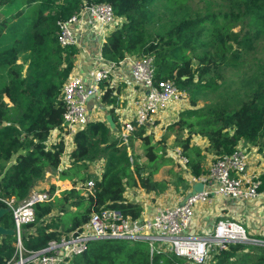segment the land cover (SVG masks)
<instances>
[{"label": "trees", "instance_id": "obj_1", "mask_svg": "<svg viewBox=\"0 0 264 264\" xmlns=\"http://www.w3.org/2000/svg\"><path fill=\"white\" fill-rule=\"evenodd\" d=\"M158 1L0 0V198L12 197L15 202L26 198L44 172L57 168L64 151L61 136L46 142L51 130L62 129L61 86L76 51L73 45L58 44V20L90 4H109L114 16L122 21L104 35L100 57L117 63L126 55L150 56L154 80H172L188 97V107L165 126L159 139L143 126L122 136L113 111L116 100L111 89L104 88L99 102L108 105L106 111L112 116L115 130L105 121L90 120L72 135L68 166L57 172L58 180H68L71 186L61 190L59 197L53 195L48 201L33 204L34 221L20 226L19 238L25 250L36 251L49 241H58L86 223L90 213L102 209L117 210L131 219L139 217L142 208L123 196L126 187H139L153 194L171 187L183 194L188 176L207 173L204 163L208 153L221 157L231 153L240 141L253 146L264 161V81L245 89L238 102L228 99L230 106L196 105L198 95L219 89L217 68L236 66L241 50L252 48L250 34L226 24L224 31H211L208 50L197 42L206 32L204 25L214 24L212 14L187 15L185 0H161L167 12L156 18L153 7ZM225 2L238 13L232 12V18L244 16L249 25L256 26V32L264 33V0ZM194 49L200 50L188 55ZM192 60L196 67H192ZM207 70L214 73V78L203 77ZM169 135L187 159L184 169L166 154ZM191 135L205 138L206 145L191 143ZM135 140L140 154L134 152ZM96 160L102 164L98 176L87 172L88 165ZM172 163L176 172L167 168V179H154L160 167ZM89 179L93 181L92 193L83 188ZM258 179L257 190L264 193V170ZM77 183L81 188L76 187ZM47 191L52 194L53 186ZM4 207L0 201V208ZM55 208L58 214L48 218ZM0 225L13 230L9 210L0 216ZM14 242L13 231L0 235V264L12 256ZM68 264H184V260L169 252L150 253L145 241L99 239L90 241L87 249ZM210 264H264V246L228 243L213 253Z\"/></svg>", "mask_w": 264, "mask_h": 264}, {"label": "built area", "instance_id": "obj_2", "mask_svg": "<svg viewBox=\"0 0 264 264\" xmlns=\"http://www.w3.org/2000/svg\"><path fill=\"white\" fill-rule=\"evenodd\" d=\"M90 13L97 30L117 26L119 22L109 4H90L85 7ZM79 12L65 20L56 22L58 27L57 42L61 47L77 44L76 29L82 25ZM104 37L102 38V40ZM100 56V54H99ZM105 64L91 69L88 84L79 74L69 73L61 86L63 112L61 130H51L46 142H54L62 137L64 150L68 147L72 135L83 128L91 120L86 105L87 97L99 102L101 90L99 84L106 80L112 66L123 64L127 67L131 79L142 86L145 93L138 103L132 119L118 121L119 134L125 136L137 126H143L152 132L157 126L156 118L171 101L184 99V92L179 91L172 80H154V64L150 56L126 55L117 63L100 57ZM171 119L174 120V117ZM171 156L180 168L184 169L187 159L181 154L179 147H173ZM46 173V172H45ZM188 187L180 200L191 188V183L199 181L203 187L184 200L182 205L156 207L148 217L131 219L121 216L114 209H102L90 213L86 223L76 230L62 235L58 241H49L45 247L36 250H25L20 242V226L34 221L33 204L50 200L55 191L37 192L30 190L26 198L15 202L12 197L0 198L11 213L13 233L15 235L14 251L5 264H68L70 259L82 254L90 241L99 239H122L127 241H145L149 252L173 253L184 260L185 264H205L211 252L223 249L226 244L249 242L264 246V239L248 236L243 227L227 218H217L209 229L198 234L189 232L192 222L193 208L204 203L212 195L228 197L237 201L255 198L259 191L258 174L248 172L247 157L243 150L235 149L221 157H212L207 166V173L197 177L188 176ZM92 179L83 184L84 190L92 193ZM81 188L80 184H76Z\"/></svg>", "mask_w": 264, "mask_h": 264}, {"label": "crops", "instance_id": "obj_3", "mask_svg": "<svg viewBox=\"0 0 264 264\" xmlns=\"http://www.w3.org/2000/svg\"><path fill=\"white\" fill-rule=\"evenodd\" d=\"M79 18L82 25L76 29L77 44L75 45V54L73 55L72 68L69 73L79 74L84 83L88 84L89 74L91 69L99 64H105L100 60L99 47L104 35L113 26L107 28V30H97V27L92 22V17L85 8L80 9ZM118 22H121V18H117ZM68 73V74H69ZM100 90L104 88H110L111 94L114 97L115 105L113 111L116 116V121L123 119H132L137 108L138 103L144 96V89L139 84L135 83L130 75L127 67L123 64L112 66L108 78L101 81ZM188 105L184 99L171 101L163 112H160L156 118L158 123L151 134L154 139H159L164 132L165 126L174 121L178 112L187 108ZM86 108L90 112L91 120L104 121V116L107 113L108 105H103L97 102L94 98H91ZM174 117V120L171 119ZM173 137L169 135L166 141L170 142ZM136 141V140H135ZM134 141V142H135ZM191 143H195L200 147L206 145V139L197 135H191ZM174 143V142H173ZM73 144L68 142V147L63 151L59 165L54 171H46L44 175H49L48 187L53 186L55 193L62 189L70 188L71 184L68 180H58L57 172L59 169L68 166L67 155L72 149ZM239 149L243 150L247 157V170L248 172L260 174L264 170V161L259 153L253 146L248 145L246 142L240 141L236 145ZM135 152V150H134ZM139 153L140 152H135ZM213 157L211 154L206 155V162L204 166L207 168L210 159ZM102 169V164L99 160L93 161L88 165L87 172L98 176ZM47 179L40 182V186L45 189ZM54 193V194H55ZM57 195V194H56ZM123 196L130 202L138 203L141 208L140 217H148L153 213L156 207L160 206H172L178 203L180 194L175 189L169 187L164 192L159 194H153L145 192L139 187L128 186L125 188ZM193 220L189 227V232L192 234H198L205 229H209L211 220L213 218H227L242 226L243 223L248 225V232L255 236H264V193L259 192L258 195L246 201H235L228 197L212 195L204 203H198L193 208ZM240 211L244 212L247 217L240 218ZM244 229V228H243ZM245 230V229H244Z\"/></svg>", "mask_w": 264, "mask_h": 264}, {"label": "rangeland", "instance_id": "obj_4", "mask_svg": "<svg viewBox=\"0 0 264 264\" xmlns=\"http://www.w3.org/2000/svg\"><path fill=\"white\" fill-rule=\"evenodd\" d=\"M226 0H185V7L187 15H193L195 13H207L212 14L215 17L214 24L206 23L204 26L206 28V32L204 33L203 39L198 44H203L205 48L208 50L210 49V40L211 36L210 33L214 29L218 30H226V24H232V29L239 31L240 33H249L252 39V48L250 50H245L240 52V61L234 67H218L217 71L219 72V78L216 79L217 91L214 92H204L201 95L196 97V105L197 106H204L207 104L211 105H219V106H230L228 103V99L232 102H238L242 99L245 95V89L252 88L257 81H264V33L256 32V26L249 25L247 18L240 16L237 20L232 18L230 14L233 12L238 14L236 10H231L225 2ZM155 10L156 18L158 15L165 14L167 12V8L164 9L163 1H158L155 6L153 7ZM226 13V15H224ZM200 49H194L190 51L188 55L192 56L193 54L199 52ZM197 63L195 60H192V67H196ZM204 78H214V73L211 70H207L206 73L203 75ZM185 94V93H184ZM185 102L188 104V97L187 94L183 97ZM167 147V156H171V150L174 147V143L172 140L170 142L166 141ZM133 149L135 152H141L139 148V142L136 140L133 142ZM140 162L143 161V157H140ZM67 167V166H66ZM167 168H171L173 172L177 171V167L174 164H170L168 166L160 167L155 175L153 176L154 179H167L170 173L166 172ZM45 178L47 179V183L45 186L47 188L43 189L40 186V182L44 181ZM50 176L44 175L42 178L37 181L30 190H34L37 192H42L48 189V180ZM71 184V183H70ZM68 189V188H67ZM63 190V189H62ZM61 191V190H60ZM59 191V192H60ZM30 192V191H29ZM57 192L54 196L59 197L60 193ZM57 194V195H56ZM237 201V200H235ZM247 202V201H246ZM65 204H67L65 202ZM67 209L69 207L66 206ZM53 214L48 216L52 218L54 215L58 214V209L55 208L52 212ZM240 218L247 217L244 212L240 211ZM193 220V217H192ZM217 220V218H213L211 220V225ZM242 227L245 229V233L248 236H255L251 233L249 234L247 229L248 225L245 223L242 224ZM245 244H252L249 242H243ZM215 252H211L208 255L205 264H210V257ZM185 264V262H184Z\"/></svg>", "mask_w": 264, "mask_h": 264}, {"label": "water", "instance_id": "obj_5", "mask_svg": "<svg viewBox=\"0 0 264 264\" xmlns=\"http://www.w3.org/2000/svg\"><path fill=\"white\" fill-rule=\"evenodd\" d=\"M93 96H88L87 101H89ZM104 121L108 125V127L112 130H115L114 123L112 120V116L109 113H106L104 116ZM202 183L199 181L192 182L190 190L185 193V195L178 201L177 205H182L184 203V200L188 198L189 196L193 195L196 192H200L202 190ZM5 210H8L6 207L0 208V216L4 213ZM13 230L6 229L0 225V235L10 234Z\"/></svg>", "mask_w": 264, "mask_h": 264}]
</instances>
